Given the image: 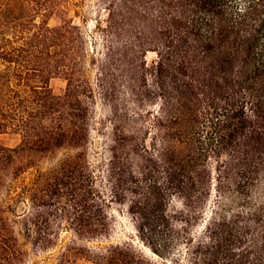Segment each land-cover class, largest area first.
Segmentation results:
<instances>
[{
    "label": "rangeland",
    "instance_id": "1",
    "mask_svg": "<svg viewBox=\"0 0 264 264\" xmlns=\"http://www.w3.org/2000/svg\"><path fill=\"white\" fill-rule=\"evenodd\" d=\"M197 3L0 0V264H264L229 8L187 36Z\"/></svg>",
    "mask_w": 264,
    "mask_h": 264
},
{
    "label": "trees",
    "instance_id": "2",
    "mask_svg": "<svg viewBox=\"0 0 264 264\" xmlns=\"http://www.w3.org/2000/svg\"><path fill=\"white\" fill-rule=\"evenodd\" d=\"M187 1L193 3L197 1L196 7L201 10L199 18L192 22L188 21L185 26L190 30L186 31L187 36H208L207 28L213 27V20L207 18V15L217 16L218 8H229L228 18L223 22L229 25V65L235 61L238 62V66L236 67L237 74L230 75L229 112L223 116L229 119L231 136L239 133L241 129L245 130L248 124L249 132L245 135L247 140H261V150L253 152L251 161L246 162L242 170L244 185H250L255 180L254 175L261 171L264 172V0ZM218 25L221 27L220 22ZM203 32L205 33L202 34ZM234 35H237L239 40H235ZM190 53L192 56V49ZM195 59L194 55L191 62ZM183 63L189 65L186 60ZM202 76L205 77L201 74L199 79L195 80L196 88L203 85ZM192 85L194 87V83L191 87ZM263 212L264 207H259L258 210L251 212V216L256 219Z\"/></svg>",
    "mask_w": 264,
    "mask_h": 264
}]
</instances>
